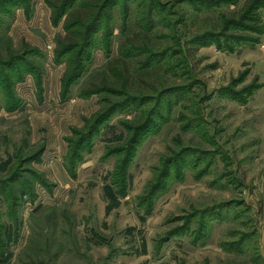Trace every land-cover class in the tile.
Returning a JSON list of instances; mask_svg holds the SVG:
<instances>
[{"label": "rangeland", "instance_id": "rangeland-1", "mask_svg": "<svg viewBox=\"0 0 264 264\" xmlns=\"http://www.w3.org/2000/svg\"><path fill=\"white\" fill-rule=\"evenodd\" d=\"M108 3L0 0V264H264V0Z\"/></svg>", "mask_w": 264, "mask_h": 264}, {"label": "trees", "instance_id": "trees-1", "mask_svg": "<svg viewBox=\"0 0 264 264\" xmlns=\"http://www.w3.org/2000/svg\"><path fill=\"white\" fill-rule=\"evenodd\" d=\"M52 8V21L55 25L63 20L65 36L58 40L57 57L75 52L67 75L74 78L78 65L88 54L95 32L103 21L112 19L109 0H47ZM76 67V70H75ZM70 74V75H69Z\"/></svg>", "mask_w": 264, "mask_h": 264}]
</instances>
